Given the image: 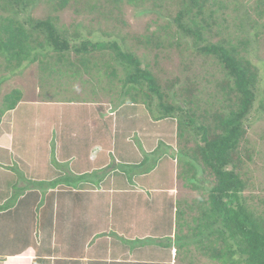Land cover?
Masks as SVG:
<instances>
[{
	"label": "trees",
	"instance_id": "1",
	"mask_svg": "<svg viewBox=\"0 0 264 264\" xmlns=\"http://www.w3.org/2000/svg\"><path fill=\"white\" fill-rule=\"evenodd\" d=\"M231 2L0 0V75L11 72L3 81L34 63L43 95L49 89L44 72L71 87L83 77L81 86L87 89L90 84L96 87L97 81L108 82V76L113 85L97 94L120 85L121 105L145 104L159 112L156 120H177L178 148L173 154L179 186L189 194L204 185L201 197L181 202L188 207L182 211L184 224L178 227H191L169 238L177 247V264H264V186L256 181L251 166L256 150L251 147L248 124L260 81L258 67L249 57V33L264 19V0H254L235 20L230 19ZM128 7L138 15H152L144 32L127 30ZM96 25L105 28L107 40L92 39ZM261 33L256 32V37ZM172 51L179 53L186 68L201 59L203 74L162 76L159 61ZM23 97L20 87L0 91V118ZM147 161L145 157L136 166L141 168ZM32 181L30 189L45 183ZM58 181L44 184L42 197L48 187L55 189L70 180Z\"/></svg>",
	"mask_w": 264,
	"mask_h": 264
},
{
	"label": "rangeland",
	"instance_id": "2",
	"mask_svg": "<svg viewBox=\"0 0 264 264\" xmlns=\"http://www.w3.org/2000/svg\"><path fill=\"white\" fill-rule=\"evenodd\" d=\"M250 5H254V0H232L230 19L235 20L242 14L244 16L247 7ZM36 15H40L39 11L36 12ZM151 18L152 15H138L136 9L128 7L125 17L129 24L127 30L131 33L140 34L144 32L146 24ZM260 22L261 24L257 26V29H252L249 33L251 34L249 57L258 67L260 81L258 98L249 115L248 124L250 126L251 147L256 150V161L251 166L254 168L256 181L264 186V19ZM244 25H247L246 19ZM94 29L92 39L107 40L108 35L104 34V27L97 29L96 25ZM261 30V35L256 37L255 33ZM82 31L84 36L88 34L87 28ZM136 53L139 54L140 51H136ZM202 62L201 59H196L190 68H186L179 57V53L172 51L168 52L158 65L161 69V75L164 77L173 78L176 75L194 77L197 73H202V66L200 68ZM24 66L19 68L22 71L14 74L11 79L6 81L3 80L9 77L11 72L5 73L4 77L0 75V82L3 81L0 85V91L3 94L12 88L21 86L20 88L26 96L33 97L32 101L39 100L38 103L22 102L19 110L14 113L17 117L18 130H20V132L17 130L19 136L15 148L19 163L16 167L24 166V173H28L31 178L19 179L17 177L18 179H16L15 175L12 179L5 176L0 177V203L7 202V206H9L8 204L21 203L20 208L28 207L19 211L10 205L9 209H4L7 212L5 214L6 219L0 223V228H8L14 225L12 216L18 211L19 213L27 211L29 212L28 215L32 213L38 219L37 216L44 213V205L47 203L46 197L52 193V187H48L44 191L45 197H42L44 184H49L54 179H59L58 183H62L66 177L69 178V183L59 184V187L70 186L72 191L83 188L89 190L72 197L71 192L67 193V196L71 198L68 203L75 208L76 214L101 210L103 209L101 206H104L105 210L108 209L110 213L115 211L114 216H119L123 208L130 209L133 206L146 223L141 232L133 230L135 234L139 235V238H154L155 242L163 241L165 244L171 243L172 240L169 238H176L180 229L185 232L191 227L190 225H187L188 227L183 226V228L178 227L184 224L185 217L182 216V211L188 207L186 203L182 204L181 202L185 200L188 203L192 202L193 198L201 197L204 185L188 194L187 188L179 186L180 180L176 179L178 166L175 157L177 156L173 154V150L178 148L176 119L168 117L163 120H156L154 117L159 112L155 108H153L154 111L149 109L145 104L121 105L119 102L123 95L118 93L120 85L116 90L112 88L109 93L106 92L107 94H97L96 92H101L99 89L105 92V87L108 88L113 85L112 77L108 76L110 82L107 80L108 82L103 81L101 84L102 81H97V85H94L96 87H93V84L88 86L95 88L91 90L93 93L89 91V88L81 86L85 80L83 77H78L76 85L71 87L67 85L64 79L55 81L53 77H49L47 72H44L42 77L46 80L48 76L46 81L49 82V89L43 95L41 90L44 87L40 88L39 86L37 64ZM116 104L119 105L116 106ZM26 121H31L32 130L24 135V132L28 131ZM144 142L147 147L146 150L141 148V146L144 147ZM158 144L160 147L152 152V149H155ZM98 147H101V150L97 152V156H93ZM144 157H148L147 163L141 168L137 167L135 163H140ZM155 160H159L157 168L152 172H147V168L153 161L156 162ZM36 164L39 166L37 167ZM78 170L88 172V174L78 179L76 177ZM31 181L35 183L45 182L40 184V188H42H39L40 195L27 192L31 188L29 187L32 185ZM112 181H114V190L110 193L109 190L104 189H110ZM190 181L195 183V179H190ZM14 182L17 183V186H14L10 195L11 189L9 188ZM200 182L199 184H203ZM48 189L50 190L48 191ZM141 192L143 194L140 195L145 196L146 202L140 200L142 198L138 194ZM112 194L114 201L110 206ZM61 195H63L62 191ZM32 196L33 200L30 199ZM42 198L44 200H41ZM151 199L154 201L149 202ZM49 203L51 204V201ZM111 207L113 210H110ZM32 208L38 210L35 211ZM178 209H180V213ZM47 211L49 210L47 209ZM196 213L192 211L190 214ZM179 215L180 219H178ZM114 221L115 225L120 226L124 222L123 220L122 223L118 220ZM39 223L41 224L40 221ZM18 226L17 222L13 228L5 231L4 234L1 229L0 232L2 235H11ZM32 229L36 231L35 224L32 225ZM54 231L56 234L53 237L60 238L61 228L54 229ZM154 233L157 234L155 237ZM158 233L160 234L158 235ZM112 235L115 238H122L115 233ZM50 236L52 238V233ZM2 239L3 246L9 248L20 245V250L24 243L29 248L33 240V238H26L25 240L24 238H10L9 236L7 238L2 237ZM165 252L169 254L170 251L165 250Z\"/></svg>",
	"mask_w": 264,
	"mask_h": 264
},
{
	"label": "crops",
	"instance_id": "3",
	"mask_svg": "<svg viewBox=\"0 0 264 264\" xmlns=\"http://www.w3.org/2000/svg\"><path fill=\"white\" fill-rule=\"evenodd\" d=\"M32 98L24 94L23 100L17 107L6 112L0 118V177L5 176L12 179L15 175L16 179H18L17 177L19 179L31 178L28 173H24V166L20 165L19 168L16 167L19 165L15 149L19 135H17V117L14 113L19 110L18 108L22 105V102L32 101ZM38 102L39 100L32 101V103ZM22 116L21 118H23ZM26 122L28 124V131L24 132V135L32 130L31 121ZM18 131L20 132V130ZM145 142L144 147L141 146V148L146 150ZM159 147L160 145L158 144L155 149H152V152L156 151ZM100 150L101 147H98L93 156H97L96 154ZM158 163L159 160L156 162L155 168H157ZM153 164H155L154 161L150 164V167ZM36 166L38 167L39 165L36 164ZM16 168L19 170L15 171ZM154 169L149 172H152ZM19 171V174L22 172L23 176L18 175ZM86 174L88 172H80L78 170L76 177H83ZM176 179L178 180V176H176ZM14 186H17V183L14 182L9 188L11 189L10 195ZM87 189L83 188L82 190L77 189L72 191L70 186L51 189V196L53 197H46L47 203L44 205V213L38 215V219L32 213L28 215L29 212L27 211L19 213L20 209L28 206L20 208L21 203L8 204L9 206L11 205L10 207L19 210L18 213H13L12 216L14 225L18 222L19 226L11 235H2V233L4 234L5 231L13 228L14 225L8 228H0L3 230L2 233L0 232V264H177L178 251L173 240L171 243L165 244L162 239V242H155L154 238H139V235L135 234L133 230L141 232L146 223L143 221L141 214L134 210L135 207L133 206L130 209L123 208L119 216H114L116 214L115 211L110 213L108 209H104V206H101L103 208L101 210H91L76 214L75 208L68 203L71 201V198L67 196V193L71 192L72 197L73 195L88 192L89 190ZM6 190L8 192V188ZM104 190H109L112 193L114 181L111 182L110 189ZM61 191L63 195H61ZM27 192L41 194L38 188L30 189ZM140 194H143V192L138 195L141 196ZM141 198L142 202L147 201L145 200V196H141ZM30 199L33 200V196ZM41 200H44V198ZM49 201H51V204ZM53 201L55 202L53 203ZM110 201L111 206L114 201L113 194L110 197ZM151 201L153 202L154 200L151 199L149 202ZM31 204L34 205L33 203ZM62 204L64 205L61 207ZM176 204L178 205V200ZM2 205L0 203V206ZM9 206L6 208L9 209ZM33 209L35 211L38 210L37 208ZM47 209L49 211L46 212ZM111 209L113 210V207ZM6 213V211L0 210V223L3 222V219H6ZM114 220H118L120 223H122V220L124 222L120 226L115 225ZM29 223L31 224L28 225ZM33 224L36 225V231L32 229ZM59 228H61L60 238H54L53 236L56 234L54 229L57 230ZM115 228L116 231H114ZM127 230H129L130 236L126 233ZM51 233L52 238L50 236ZM113 233L122 238H115L112 235ZM156 235L154 233V237ZM8 236L10 238H24L25 240L26 238H33V240L29 248L26 243H24L21 250L20 245L7 248L2 244V237L7 238ZM35 241L36 243H33ZM165 250L170 251L169 254Z\"/></svg>",
	"mask_w": 264,
	"mask_h": 264
}]
</instances>
